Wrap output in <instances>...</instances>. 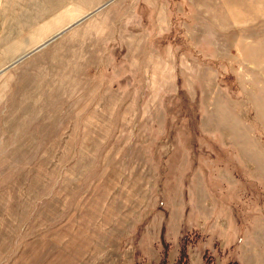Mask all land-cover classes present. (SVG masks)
I'll return each mask as SVG.
<instances>
[{
    "label": "rangeland",
    "instance_id": "1",
    "mask_svg": "<svg viewBox=\"0 0 264 264\" xmlns=\"http://www.w3.org/2000/svg\"><path fill=\"white\" fill-rule=\"evenodd\" d=\"M55 2L0 73V264H264V0Z\"/></svg>",
    "mask_w": 264,
    "mask_h": 264
},
{
    "label": "crops",
    "instance_id": "2",
    "mask_svg": "<svg viewBox=\"0 0 264 264\" xmlns=\"http://www.w3.org/2000/svg\"><path fill=\"white\" fill-rule=\"evenodd\" d=\"M63 16L57 2L54 6V0H0V43L3 44L0 47V73L35 54L45 42L62 33L47 40L51 35L46 33L48 28L54 33L58 25H66ZM7 29L10 32L4 34Z\"/></svg>",
    "mask_w": 264,
    "mask_h": 264
},
{
    "label": "water",
    "instance_id": "3",
    "mask_svg": "<svg viewBox=\"0 0 264 264\" xmlns=\"http://www.w3.org/2000/svg\"><path fill=\"white\" fill-rule=\"evenodd\" d=\"M101 8V7H100ZM98 10V9H97ZM82 20V19H81ZM81 20H79V21H77L74 25H76V24H78ZM73 25H71L70 27H72ZM69 27V28H70ZM61 33H59L58 35H60ZM58 35H56V36H58ZM55 36V37H56ZM50 41V40H49ZM49 41H47V42H45L42 46H44V45H46Z\"/></svg>",
    "mask_w": 264,
    "mask_h": 264
},
{
    "label": "trees",
    "instance_id": "4",
    "mask_svg": "<svg viewBox=\"0 0 264 264\" xmlns=\"http://www.w3.org/2000/svg\"><path fill=\"white\" fill-rule=\"evenodd\" d=\"M227 264H237V263L234 261V262H229V263H227Z\"/></svg>",
    "mask_w": 264,
    "mask_h": 264
}]
</instances>
